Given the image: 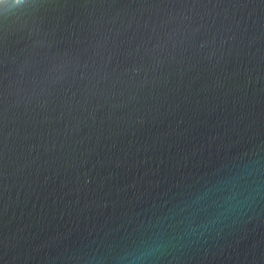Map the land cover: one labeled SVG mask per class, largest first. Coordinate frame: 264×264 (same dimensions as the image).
<instances>
[{
	"label": "water",
	"instance_id": "95a60500",
	"mask_svg": "<svg viewBox=\"0 0 264 264\" xmlns=\"http://www.w3.org/2000/svg\"><path fill=\"white\" fill-rule=\"evenodd\" d=\"M0 264H264V0H0Z\"/></svg>",
	"mask_w": 264,
	"mask_h": 264
}]
</instances>
